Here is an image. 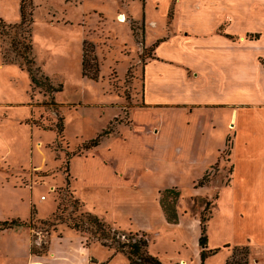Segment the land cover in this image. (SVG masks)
Masks as SVG:
<instances>
[{
    "label": "rangeland",
    "instance_id": "1",
    "mask_svg": "<svg viewBox=\"0 0 264 264\" xmlns=\"http://www.w3.org/2000/svg\"><path fill=\"white\" fill-rule=\"evenodd\" d=\"M187 1L0 0V222L29 221L32 210L35 219L30 228L0 231V247L13 240L14 256L9 260L14 264H24L29 235L30 247L43 252L50 234L66 231L71 235L72 230L84 238L98 263L126 264V255L116 250L118 242L142 235L148 242V253L162 264H200L201 214L208 217L206 247L218 250L204 264H236L242 253L237 251L236 258L231 259L234 246L248 249V264L253 254L258 264H264V249L254 250L251 256L249 245L235 237V221L224 210L230 205L219 199L220 188L229 178L228 166H224L228 150L221 155L223 162L219 160L205 173L208 183L203 187L208 188L200 194L194 193L200 188L196 187L198 180L193 183L189 177L179 179L174 186L180 195L177 218L178 210L182 214L176 224L166 221L160 206L161 194L173 189V181L166 180L162 167L151 177L136 171L142 168L140 156H128L124 163L129 181L126 189L120 191L110 185L106 195L103 188L85 189L86 175L95 179L96 172L93 166L89 168L94 160L88 158L85 164L83 155L91 150H83V144L105 128L114 132L117 125L128 124L132 101L139 94L141 63L152 56V45L145 48L143 41L147 45L188 22L183 12ZM119 15H124L125 21L120 22ZM84 51L91 68L92 58H96V79L82 75ZM26 67L33 69L40 83L47 78L53 87H61V92L36 87ZM59 118L61 135L57 134ZM118 129L124 131L126 127ZM119 141L120 135L111 137L100 150L104 151L108 143L113 149ZM155 184L164 189L157 198ZM76 194L94 202V211L87 210ZM166 199L169 202L171 196ZM85 212L98 216L117 232L114 240H107L111 247L96 240L94 228L85 222ZM54 216L61 220L53 221ZM74 223L79 229L72 228ZM4 259L0 255V263H7Z\"/></svg>",
    "mask_w": 264,
    "mask_h": 264
},
{
    "label": "crops",
    "instance_id": "2",
    "mask_svg": "<svg viewBox=\"0 0 264 264\" xmlns=\"http://www.w3.org/2000/svg\"><path fill=\"white\" fill-rule=\"evenodd\" d=\"M183 12L188 22L147 45L143 41L145 48L159 44L141 63L139 94L132 101L128 124L117 125L83 155L85 164L88 158L94 160L89 168L96 172L95 179L85 174V189H126L128 156H140L142 168L136 171L148 177L162 167L166 180L173 181L170 188H176L179 179L199 180L223 162L221 155L228 150L224 166L229 178L219 199L230 205L224 210L235 221V237L249 245L252 256L254 250L264 249V0H188ZM121 126L126 129L119 131ZM114 135H120V145L109 149L108 143L101 151L102 143ZM160 186L155 184L156 198ZM75 196L94 211V202ZM178 214L182 216L179 210ZM72 233L50 234L42 254L31 253L29 235L24 264H104L90 255L83 237ZM11 241L0 247L7 261L0 264H14L9 260L14 256ZM251 258L259 263L254 254Z\"/></svg>",
    "mask_w": 264,
    "mask_h": 264
},
{
    "label": "trees",
    "instance_id": "3",
    "mask_svg": "<svg viewBox=\"0 0 264 264\" xmlns=\"http://www.w3.org/2000/svg\"><path fill=\"white\" fill-rule=\"evenodd\" d=\"M20 17H21V22L24 21L25 19V14H24V8L22 3L20 4ZM159 41L155 42L151 48L152 52L154 48L157 46ZM86 51L83 52V61H82V75L86 76L90 79H96L99 69H98V64L96 61L95 56L92 58L94 61V66L89 65V61L86 59ZM31 83L34 84L36 87H42L45 86L47 92H61V87H53L48 79H45V85L43 83H40L35 75L34 71L30 67H26ZM88 69H92V72L88 73ZM58 124H57V134L61 135L63 132V125L61 124L62 118L58 119ZM112 133V129L110 127L105 128L98 134L94 139L86 142L83 144L82 148L83 150H90L93 148H96L99 146L101 140L104 137L109 136ZM229 146V143L227 142V147ZM68 169H65V173L68 176ZM208 183L207 181V174H204L200 180H198L196 187H203L206 186ZM171 196L170 201H166L167 197ZM179 192L173 188V189H167L165 190L160 197V206L161 209L164 213L165 219L168 223L170 224H176L177 223V213H176V203L177 199L179 198ZM74 203L77 204L79 207L82 206V204L75 199ZM206 207L203 212H206L208 209ZM85 217V222L94 228V234L97 235L96 240L100 242L102 246L105 247H111L110 244L107 243V240H114L117 236V232L112 229L109 225H107L105 222L102 221L98 216L85 212L83 213ZM34 211L32 210L31 212V218L29 221H21L19 219H12L10 221H3L0 222V231L4 230H9V229H17L21 227H32L31 223L34 221ZM61 219H57L56 216H54L53 221H58ZM208 220V217H205L204 214H201V217L199 218V227H200V236L198 238V246L200 247V252H199V259H200V264H204V261L207 257L215 255L218 250L217 249H207V236H206V222ZM52 222V221H51ZM42 224H49L48 221H42ZM55 226V224H52ZM71 227V226H70ZM73 229H79V226L77 223H74L72 225ZM55 230V228L53 229ZM112 235V237H111ZM115 242V241H114ZM148 242L143 236L141 235L140 237H137L133 239V237H129L127 240L123 241L122 243L118 242V247L116 248L117 251L124 253L127 257L128 264H162L157 257L151 256L148 251ZM30 251L32 254H42L46 252V249H44L43 252H36L33 247L30 248ZM241 252V257L238 259L235 263L236 264H248L247 263V255H248V249L245 247H235L233 248L232 254H231V259L236 258V252ZM105 264V263H104ZM228 264V261L226 262Z\"/></svg>",
    "mask_w": 264,
    "mask_h": 264
},
{
    "label": "bare ground",
    "instance_id": "4",
    "mask_svg": "<svg viewBox=\"0 0 264 264\" xmlns=\"http://www.w3.org/2000/svg\"><path fill=\"white\" fill-rule=\"evenodd\" d=\"M119 19H120V21H123L125 19V17L121 16Z\"/></svg>",
    "mask_w": 264,
    "mask_h": 264
}]
</instances>
